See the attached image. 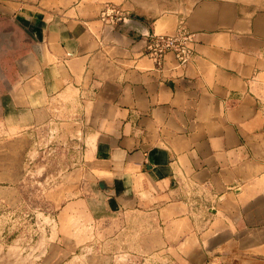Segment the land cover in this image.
Wrapping results in <instances>:
<instances>
[{"label":"crops","instance_id":"obj_1","mask_svg":"<svg viewBox=\"0 0 264 264\" xmlns=\"http://www.w3.org/2000/svg\"><path fill=\"white\" fill-rule=\"evenodd\" d=\"M105 2L0 0V184L59 149L50 194L96 257L264 264V0L126 2L112 21ZM180 24L191 60L156 65L143 33Z\"/></svg>","mask_w":264,"mask_h":264},{"label":"rangeland","instance_id":"obj_2","mask_svg":"<svg viewBox=\"0 0 264 264\" xmlns=\"http://www.w3.org/2000/svg\"><path fill=\"white\" fill-rule=\"evenodd\" d=\"M193 1L107 0L105 5L121 10L123 3L127 2L131 12L149 14L154 7H160L159 3H164L166 10H172L177 3L187 6ZM52 139L53 136L49 138ZM63 154L59 149L55 153L52 150L42 152L36 162L34 155H31L33 159L29 157L27 150L22 157L25 163L22 180L15 185L0 184V264H228L219 258L210 260V254L206 259L203 252L200 253L202 259L192 261L185 258L188 255L182 253L178 259L169 251L147 255L122 253L120 256L113 254V257L108 251L106 259L96 257L98 253L93 247L91 230L86 232L88 237H78L77 234H83L86 229H76L73 226L78 222L73 223L60 214L62 207L66 206V198L50 194L67 168L61 163Z\"/></svg>","mask_w":264,"mask_h":264},{"label":"built area","instance_id":"obj_3","mask_svg":"<svg viewBox=\"0 0 264 264\" xmlns=\"http://www.w3.org/2000/svg\"><path fill=\"white\" fill-rule=\"evenodd\" d=\"M122 11L106 4L100 17L112 21L121 18ZM145 36L144 52L156 65L160 66L164 57L172 53L178 66L187 64L193 55L194 34L180 24L172 34L150 32Z\"/></svg>","mask_w":264,"mask_h":264},{"label":"water","instance_id":"obj_4","mask_svg":"<svg viewBox=\"0 0 264 264\" xmlns=\"http://www.w3.org/2000/svg\"><path fill=\"white\" fill-rule=\"evenodd\" d=\"M143 34H146V33H143Z\"/></svg>","mask_w":264,"mask_h":264}]
</instances>
